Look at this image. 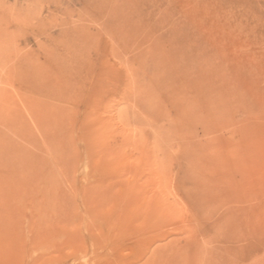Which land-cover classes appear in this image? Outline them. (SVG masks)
<instances>
[{"label":"rangeland","instance_id":"rangeland-1","mask_svg":"<svg viewBox=\"0 0 264 264\" xmlns=\"http://www.w3.org/2000/svg\"><path fill=\"white\" fill-rule=\"evenodd\" d=\"M0 264H264V0H0Z\"/></svg>","mask_w":264,"mask_h":264}]
</instances>
